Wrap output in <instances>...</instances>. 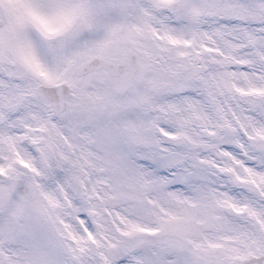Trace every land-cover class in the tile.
Wrapping results in <instances>:
<instances>
[{
  "label": "snow or ice",
  "instance_id": "snow-or-ice-1",
  "mask_svg": "<svg viewBox=\"0 0 264 264\" xmlns=\"http://www.w3.org/2000/svg\"><path fill=\"white\" fill-rule=\"evenodd\" d=\"M0 264H264V0H0Z\"/></svg>",
  "mask_w": 264,
  "mask_h": 264
}]
</instances>
